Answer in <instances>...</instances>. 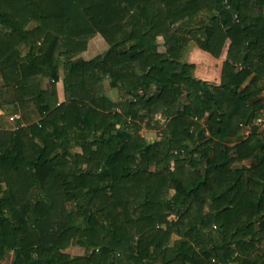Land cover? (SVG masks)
<instances>
[{"label": "trees", "instance_id": "16d2710c", "mask_svg": "<svg viewBox=\"0 0 264 264\" xmlns=\"http://www.w3.org/2000/svg\"><path fill=\"white\" fill-rule=\"evenodd\" d=\"M95 34L107 49L77 58ZM188 40L227 43L219 83ZM0 88L26 123L0 124V258L264 264V128L240 126L263 102L264 0H0Z\"/></svg>", "mask_w": 264, "mask_h": 264}, {"label": "crops", "instance_id": "0c3cea01", "mask_svg": "<svg viewBox=\"0 0 264 264\" xmlns=\"http://www.w3.org/2000/svg\"><path fill=\"white\" fill-rule=\"evenodd\" d=\"M157 39H161V42H162L158 46V51L164 52L165 44L162 38L157 37ZM160 46L162 47V49L160 48ZM101 49L106 50L107 44L99 34H95L93 37L88 39L86 49L82 51L77 56V58L88 60L96 56V54H98L97 52H99V50ZM226 49H227V43L223 47V50L220 56L214 57L210 53L200 49L193 41L188 40L186 43V48L183 52V55L181 56V61L193 63L195 65L194 75L197 78L206 80L212 83H219L222 63L225 59ZM50 83L51 81L49 79H47L46 77H42L41 86L43 88H48ZM104 83L108 85V80H105ZM107 85H105V94L110 99L116 100L118 97L117 89L110 87L109 85L107 86ZM55 87H56L57 102L58 103L63 102L66 99V96H65L64 87H63L62 71H60L58 74V78L55 81ZM11 94L12 92L10 89L0 88V124L5 125L6 128L7 127L15 128L19 125H26V123H23L22 121L18 122V120L20 119V112L18 108H16V104H13L14 101H13V97ZM12 115H17L18 117L11 120L9 119V117ZM247 163L245 161H236L234 163V166L247 167ZM72 248L73 247L71 246L67 248L66 250L72 249ZM12 257H13V252L8 251L7 253L4 254L3 257L0 258V264H10Z\"/></svg>", "mask_w": 264, "mask_h": 264}, {"label": "rangeland", "instance_id": "374dc122", "mask_svg": "<svg viewBox=\"0 0 264 264\" xmlns=\"http://www.w3.org/2000/svg\"><path fill=\"white\" fill-rule=\"evenodd\" d=\"M32 24H29L28 26H30ZM157 42H159V45L162 43L161 42V39H157ZM160 48L162 49V47L160 46ZM103 49L99 50V52H97L98 54L102 53ZM96 54V55H98ZM105 84L104 83V87H105ZM108 86V85H107ZM262 95V94H261ZM182 101L179 102L178 104V109L181 110L182 108ZM162 114H156V115H153V118H154V122H158V127L157 128H147L146 126H144V123H141L139 124L140 125V128H139V131L140 133L145 136V138L147 140H152L153 138L155 137H158L159 135V128L163 127V125L165 124V120L163 118H161ZM247 163V162H246ZM248 166H250L249 163H247V167L246 168H249ZM67 252H69L71 255H75V254H78V253H81L82 252V249L81 248H78V247H73L72 249H68L66 250Z\"/></svg>", "mask_w": 264, "mask_h": 264}, {"label": "built area", "instance_id": "2783aa9c", "mask_svg": "<svg viewBox=\"0 0 264 264\" xmlns=\"http://www.w3.org/2000/svg\"><path fill=\"white\" fill-rule=\"evenodd\" d=\"M262 107L260 108L259 114L257 115V117L254 119L253 122H251L250 124H243L240 123V126L243 128V133L244 135H247L250 132V127L252 125L258 126L259 128L263 129L264 128V90L262 92ZM17 115H12L9 117V119L13 120L15 118H17ZM212 260H214L216 263L218 264H230V262L227 263H221L219 262L216 258H213Z\"/></svg>", "mask_w": 264, "mask_h": 264}]
</instances>
